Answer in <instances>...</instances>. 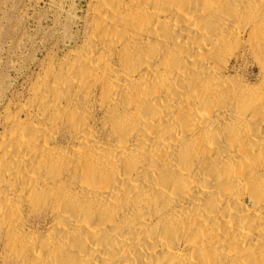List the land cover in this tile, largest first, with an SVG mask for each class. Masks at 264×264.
Returning a JSON list of instances; mask_svg holds the SVG:
<instances>
[{
    "label": "bare ground",
    "instance_id": "6f19581e",
    "mask_svg": "<svg viewBox=\"0 0 264 264\" xmlns=\"http://www.w3.org/2000/svg\"><path fill=\"white\" fill-rule=\"evenodd\" d=\"M0 114V264H264V0H90Z\"/></svg>",
    "mask_w": 264,
    "mask_h": 264
},
{
    "label": "rangeland",
    "instance_id": "374dc122",
    "mask_svg": "<svg viewBox=\"0 0 264 264\" xmlns=\"http://www.w3.org/2000/svg\"><path fill=\"white\" fill-rule=\"evenodd\" d=\"M90 0H0V114L53 57L81 42ZM15 100V101H14Z\"/></svg>",
    "mask_w": 264,
    "mask_h": 264
}]
</instances>
